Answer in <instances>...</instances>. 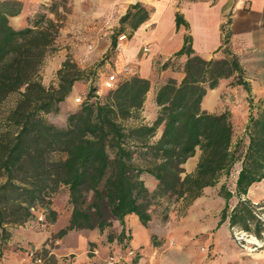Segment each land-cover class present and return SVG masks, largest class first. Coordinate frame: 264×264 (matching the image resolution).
Segmentation results:
<instances>
[{"label":"trees","instance_id":"trees-1","mask_svg":"<svg viewBox=\"0 0 264 264\" xmlns=\"http://www.w3.org/2000/svg\"><path fill=\"white\" fill-rule=\"evenodd\" d=\"M20 5L17 0L0 2V110L10 95L17 94L0 121L1 241L8 237L6 226L35 219L36 208L46 221L53 222L55 211L50 206L60 187L67 189L71 211L68 224L55 234L57 238L73 229L97 227L102 231L111 220L123 225L129 214L145 226L151 219L150 207L160 198L188 205L204 187L219 184L221 177L225 181L219 194L226 205L219 225L228 221L231 229L264 241V221L258 216L263 205L246 197L250 187L264 179V105L250 107L246 144L243 136L234 142L229 111L201 108L207 91L222 78L233 77L251 92L238 56L225 49L223 58L205 60L184 43L176 53L187 55L183 78L179 82L168 78L157 87L154 102L158 110L151 124L128 122L139 117L150 88L148 79L132 75L118 81L104 98L93 95L95 89L90 88L80 108L69 113L65 126L59 127L44 115L56 112L70 95L79 70L65 60L57 70V86L42 84L39 68L53 42L51 27L37 28L41 21L35 19L31 27L14 29L8 17L17 15ZM129 16L128 11L120 24ZM145 16L137 12L132 25ZM121 30L122 26L113 35L111 50ZM91 97L95 100L89 101ZM159 127L161 134L152 141ZM196 149L200 154L195 170L185 173L182 165ZM237 163L241 167L229 185L226 181ZM143 173L157 181L154 191L145 186ZM234 197L239 200L231 208ZM123 237L122 230L119 238Z\"/></svg>","mask_w":264,"mask_h":264},{"label":"crops","instance_id":"crops-1","mask_svg":"<svg viewBox=\"0 0 264 264\" xmlns=\"http://www.w3.org/2000/svg\"><path fill=\"white\" fill-rule=\"evenodd\" d=\"M134 4L139 6L132 8ZM72 5V11H80L98 20L95 21L96 24L92 26V29L109 34L106 48L108 46L111 48L112 37L122 26L118 36L125 35V39L118 41V36L116 37V46L119 45L120 49L118 50L116 46L114 48L119 52L114 60V67L117 72H123L122 69L128 67L130 74L128 77L138 75L149 80L150 88L142 106L144 109L142 122L145 124H151L157 114L158 106L154 102L157 87L168 78H173L177 82L183 78V65L187 55L177 56L176 53L184 43L189 44L194 55L205 60L223 58L225 49L231 51L238 56L246 71V80L251 86L252 96L264 97V0H72ZM34 6L32 2L22 0L19 13L8 17L9 24L14 28L12 20L22 18V27L18 28L31 27L32 24L28 23L31 21L30 15L35 9ZM140 10L145 12L146 16L134 26L132 19ZM128 11L129 18L120 24V18ZM144 46L150 51L143 52ZM156 62L161 65L167 62L162 70L164 75L157 81L154 79ZM232 78H222L217 87L207 91L201 102L203 110L216 113L227 111L226 104L232 97L229 92L241 87V85H233ZM211 93H215L214 104L205 107V98ZM224 93H227L229 98ZM148 108H150L149 111ZM157 131L159 137L161 127ZM199 154L200 150L196 149L194 156L188 158L183 164L187 172L194 171ZM224 181L225 179L221 177L219 185L204 187L202 194L190 205L187 215L192 217L194 210L198 209L196 218L205 217L207 213H213L215 210L217 217L213 222L218 227L221 212L226 205L225 198L219 194ZM263 184L264 179L253 184L246 197L251 201L263 200L264 193L254 195L255 189ZM233 199H235L234 206L239 198ZM50 208L55 210L52 204ZM30 223L31 220L24 223L19 231L21 234L19 239L22 240V264H34L26 257V249L41 247L48 239L55 238V234L61 229H56V220L53 222L45 220L47 227L44 226L40 230L34 229ZM127 229L130 230L132 247H141L139 250L148 252L154 238L148 223L144 226L135 215L129 214L124 217V226H120L118 234L122 230L126 234ZM203 229L200 227V230ZM100 232L98 230L97 233L88 235L73 229L58 238L59 244L52 253L56 259L55 264H106V259L99 255H87L88 252L96 254V250L87 249L91 243L97 244L102 240ZM70 236H73V242L78 243L77 246L74 247L68 240ZM110 242L107 240L106 243L110 245ZM100 246L98 252L102 254V250L106 247L98 243V247ZM69 254L74 256L69 258ZM258 256L259 263L263 264L264 249L258 253ZM143 259L142 257L134 258L132 264H143ZM46 261L44 264H51L47 259Z\"/></svg>","mask_w":264,"mask_h":264},{"label":"rangeland","instance_id":"rangeland-1","mask_svg":"<svg viewBox=\"0 0 264 264\" xmlns=\"http://www.w3.org/2000/svg\"><path fill=\"white\" fill-rule=\"evenodd\" d=\"M17 1L22 3V0ZM24 1H30L35 5V9L32 10L30 15L31 21L28 24L33 25L35 19H38L41 22L37 25V28L50 26L53 35V42L46 48L39 68L42 84L45 87L57 86V70L65 60L74 63L79 70V80L75 81L70 95L59 104L56 112L44 115L49 122L63 127L66 124L68 114L77 111L85 101L90 88L93 87L95 89L93 95L98 98H104L109 90L105 89L102 83L108 74L116 72L118 81L128 78L130 74L116 71L114 60L119 52L117 49L111 50L109 46L106 48L109 34L92 29V26L98 21L97 19L90 17L88 14H82L80 11H72V0ZM12 21H14V29H19V26L22 27V18ZM154 68V79L155 81L160 80V77L164 75L161 64L156 62ZM231 83L237 85L235 78H232ZM229 93L232 97L228 99L226 108L230 112L234 127V142L243 136L246 144L248 138L244 134L251 112L250 107L252 106L256 109L264 105V97H253L252 92L249 93L242 85L237 90ZM224 95L229 98L227 93H224ZM16 98L17 94H12L5 101L0 110V121ZM94 100L95 98L91 97L89 101ZM214 101L215 93H211L205 98L204 106L209 107L214 104ZM149 110L150 108H148ZM142 111L144 113V109L141 108L137 119L129 120L128 122L132 124L144 123L142 122L144 119ZM157 133L158 131H156L152 141L158 138ZM240 167V163L235 165L230 178L226 181L229 185H231V181L235 180ZM183 169L185 173L193 172H187L184 167ZM223 178L225 179V177ZM141 179L149 191L156 189L157 181L151 175L143 173L141 174ZM261 193H264V184L254 191V195ZM159 201V203L150 207L151 219L148 221V228L154 233L150 249L148 252L141 250L142 254L135 257L136 259L138 257L144 258L142 260L143 264H260L258 253L264 249V246L256 249L254 243H257V241L250 235L249 237L245 236V240H238L237 238L240 236H237V230L231 229L228 221L217 227L213 222L217 217L215 210H213V213H207L205 217L198 216L196 218V214L198 215L199 213L198 209L194 210L192 217L187 215L193 201L188 205H185L182 200H168L165 197L160 198ZM234 201L235 199L230 201L231 208ZM252 202L256 205H263V210L260 209V211L264 213V199ZM52 207L55 209L56 229L59 230L67 225L70 218L71 204L68 200L66 188L60 187L54 194ZM260 211L258 212L262 214ZM40 212L36 208V218ZM36 218L31 220L30 223L34 229L40 230L44 226L47 227L45 219L38 222ZM22 225L6 226L8 237L3 241L0 240V264H22V240L19 239L21 237L20 226ZM120 226L119 222L111 220L110 225L100 232L102 240L98 241V243L106 247L102 250L103 256L101 252H98L99 248H101V246L98 247V243H91L87 249L96 250V254L88 252L87 255H99L106 260L109 258L118 259L115 264H132L134 258L128 257L126 251L128 249L139 250L141 247H132L129 229H127L128 231L124 234V237L120 239L118 234ZM200 227L204 229L200 230ZM75 230L81 234L93 235V233H97L98 228H80ZM109 238L111 239L110 245L106 243ZM73 239V236L68 238L75 247L78 243L73 242ZM53 256L51 254L45 258L51 264H55L56 259ZM72 256L74 255L69 254L68 257L71 258ZM68 257L63 258L66 259ZM145 259H147L146 262Z\"/></svg>","mask_w":264,"mask_h":264},{"label":"built area","instance_id":"built-area-1","mask_svg":"<svg viewBox=\"0 0 264 264\" xmlns=\"http://www.w3.org/2000/svg\"><path fill=\"white\" fill-rule=\"evenodd\" d=\"M2 1H7V0H0V2H2ZM233 12H234V9H233ZM123 39H125V35H119L118 36V41H121ZM116 48L119 50L120 49L119 45H117ZM142 51L147 53L150 50H149L148 47L144 46L142 48ZM122 71L123 72H128L129 68L128 67H124L122 69ZM117 82H118L117 73L113 72V73L108 74L104 78L102 84H103V87L105 89L110 90V89H113L115 87ZM260 209H262V208H260ZM258 216H259V218H261L264 221V213L258 214ZM36 219H37L38 222H41V221L44 220L42 212H40L37 215ZM236 232L238 234L237 236H240V237L237 238L238 240H245L244 239L245 236L249 237V234L244 232V231H242V230H237ZM250 236H252V235H250ZM254 239L257 241V243H254L256 249L257 248H262L264 246V241L263 240H259L256 237H254ZM58 244H59V239L53 238V239H50L47 242H45L41 247H31V248L26 249L25 255L32 263H34V264H43L44 260H45V256H50L52 254L53 248L55 246H57ZM141 254H142L141 250L128 249L126 251V255L128 257H132V258L140 256ZM117 261H118V259L109 258L108 260H106V264H115Z\"/></svg>","mask_w":264,"mask_h":264}]
</instances>
